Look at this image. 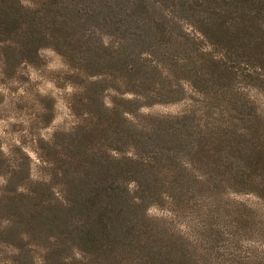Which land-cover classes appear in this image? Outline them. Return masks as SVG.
<instances>
[{
  "label": "trees",
  "instance_id": "16d2710c",
  "mask_svg": "<svg viewBox=\"0 0 264 264\" xmlns=\"http://www.w3.org/2000/svg\"><path fill=\"white\" fill-rule=\"evenodd\" d=\"M33 3L0 0V11L14 12L0 35L20 36L24 22L34 20L30 7L38 6L33 8L43 11L44 29L50 24L61 31L51 41L74 59L82 72L76 76L94 78L88 103L82 104L89 112H81V96H75L76 114L87 118L75 125L74 142H69L74 150L60 163L56 150L47 152L58 161L54 171L46 168L57 176L58 187L36 182L40 197L32 201L27 225L41 240L43 264H203L197 259L206 252L198 254L165 216L148 211L174 203V187L161 179L189 170L195 160L224 159L233 150L251 160L258 157L249 167H264L262 115L245 90L255 82L264 90V0ZM46 35L43 31L41 37ZM24 50L29 48L18 52ZM106 90L113 92L111 98ZM186 93L209 109L213 135L192 123L194 112L152 116L144 125L130 116ZM93 130L101 132L102 151L94 149L91 137L81 141ZM128 143L139 155L119 154ZM181 153L191 159L183 160ZM47 156L41 157L43 163L49 162ZM255 187L264 195V183ZM238 188L252 191L246 183Z\"/></svg>",
  "mask_w": 264,
  "mask_h": 264
},
{
  "label": "rangeland",
  "instance_id": "374dc122",
  "mask_svg": "<svg viewBox=\"0 0 264 264\" xmlns=\"http://www.w3.org/2000/svg\"><path fill=\"white\" fill-rule=\"evenodd\" d=\"M33 7H39H30L34 20L24 22L20 36L0 35V264H43L41 240L28 231L27 225L32 201L40 197L36 182L45 180L58 187L57 176L46 169L49 166L54 171L58 161L47 156V152L56 150L60 163L65 154L74 150L69 142H74L75 125L85 116L76 114L75 96H81V105L88 103L87 88L94 79L76 76L82 72L74 59L51 41V35L61 31L51 29L50 24L47 26L51 30L46 31L43 11ZM13 14L0 11V31L11 25ZM22 15L26 14L20 10ZM43 31L47 37H41ZM24 48L29 50L18 52ZM245 90L262 115L260 130H264V90L256 82L246 85ZM104 94L108 98L113 96L109 90ZM184 96L170 103L143 106L130 116L144 125L152 116L175 117L194 112L192 123L203 125L202 134L206 131L213 135L215 123L209 109L192 100L188 93ZM85 111L89 112L82 105L81 112ZM255 122L258 123L256 119ZM88 137L93 139L96 151L104 150L100 131L86 133L81 141L88 142ZM263 142L261 137V149ZM119 154L139 155L132 143ZM180 155L185 161L191 159L190 154ZM45 156L48 163L41 161ZM226 156L213 161L211 158L207 163L195 160L189 170L162 178L174 187L171 193L175 201L153 206L148 213L165 216L175 230L193 243L198 254L206 252L204 258L198 257L200 263L264 264V195L257 193L255 187L264 183V167H249L251 159L233 150H228ZM257 158L251 161L257 162ZM154 162L157 165L158 161ZM245 183L252 186V191L239 190L238 186Z\"/></svg>",
  "mask_w": 264,
  "mask_h": 264
}]
</instances>
